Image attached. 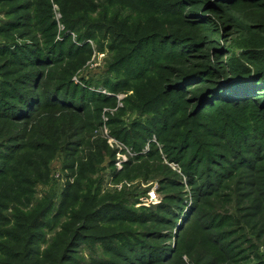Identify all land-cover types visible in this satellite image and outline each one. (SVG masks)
Segmentation results:
<instances>
[{"label":"trees","instance_id":"trees-1","mask_svg":"<svg viewBox=\"0 0 264 264\" xmlns=\"http://www.w3.org/2000/svg\"><path fill=\"white\" fill-rule=\"evenodd\" d=\"M183 1L185 5L191 3V0ZM245 1L257 4L260 0ZM208 2L213 11L221 14L226 4L243 0ZM176 4L181 7L182 2L178 0ZM22 8L36 13L22 15L16 20L10 19L5 22L4 29L0 28L1 33H8L6 40L0 42V55L16 57L15 61L22 69L17 72L20 76L13 78L14 73L5 74L4 69H9L14 61H6L0 66L3 73L0 78V264H75L77 247L88 238L82 230L88 229L90 225H70L76 218L72 214V220L54 232L57 222L49 225L45 221L52 199L46 207L41 204V210L35 212L31 196L35 191L34 186L46 176L50 155L55 151H67L70 145H84V141H79L83 136L82 129L99 126L94 121V117L98 116H89L91 103L98 99L105 102L107 99L100 96L102 93L88 91L66 76L67 65L63 64L68 63L76 51L83 50L86 42L75 45L65 40H54L56 32L53 29L56 23L50 12V4L47 6L37 0L32 4L33 10L28 4L15 7L6 14L10 15ZM46 9L49 11L48 15L45 14ZM84 11L86 12L76 11L82 14L72 17V20L67 18L68 26L78 30L80 35L77 40L80 42L92 39L103 29L109 35L123 38L120 40L122 49L128 43L135 45L141 42L133 51L137 52L140 46V49L150 50V43L159 40L163 48L182 47L184 51L175 56L179 60L190 61L210 41L194 34L198 28H185L189 33L185 36L179 30L174 32L177 30L173 25L176 20L157 23L153 25L154 28L145 31L144 35L135 36L130 34L134 28L129 33L123 29V25L118 29L116 24L84 15L89 10ZM180 17L182 16L178 15L172 19ZM25 18L35 21L30 25L34 27L33 31L42 30L43 21L48 19L50 25L47 38L41 41L35 33L24 32L25 36H33L24 44H18L15 37H11L12 28L21 25ZM186 22L192 27L210 29L204 26L205 22ZM81 24L84 27L78 26ZM158 24L161 25L157 26ZM142 29L141 26L138 31ZM152 30L154 34H151ZM42 42L45 44H41ZM113 46L114 44L111 47ZM163 48L161 49L164 51ZM128 55L121 59V64L134 56L132 53ZM55 70H60L62 76H56ZM193 76L199 77L195 79H200V82L204 81V86L191 91L194 92L193 98L187 101L194 110L190 124L185 123L188 125L187 130H174L182 129L181 124L177 126L175 123L178 121L177 116L186 108L176 110L175 106L171 111L170 108L164 111L160 95L164 93L163 97L167 98L169 92L176 93L177 97L184 95L187 90H183V82H188ZM54 77L60 79L54 82ZM105 84L110 87V80H106ZM167 88L168 90L153 96L154 98L139 93L141 98L138 100L144 114L152 112L153 116L148 121L133 122L126 132H115L117 137L133 144L132 148L138 152L135 158L139 160L138 163L132 165L133 162L130 161L126 166V169L132 168L130 173L136 171L144 174L147 180L153 179L150 176L153 172L160 174H154V177L159 176L157 181L162 200L151 207L141 206L138 209L126 206L125 201H106L100 206L94 204L91 208L93 210L87 213V219L120 222V225L128 226L154 223L163 225V228H169L170 231H161L160 226L142 234L119 231L118 234L101 236L100 240L110 241V245L105 248L98 244L101 250H97L96 244L92 246L91 263L120 264L116 259L102 256L112 252L113 245L119 247V241H126L125 236L139 235L136 236V242L140 248L136 250L131 246L127 247L131 254L121 251L123 264H186L183 252H187L178 240L184 238L191 227H196L202 236L200 241H196V245L204 246L205 241L208 246L207 252L203 250L196 259L203 261L208 256L207 262L203 261L202 264H264V255L262 257L259 253L260 247L264 245V70L252 75L249 70L231 74L218 73L216 68L198 74L188 72ZM157 103L159 107L155 108ZM97 108L95 110L99 111ZM173 113L176 114V120L172 124L168 116L172 117ZM198 119L205 121L200 122ZM75 129L76 137L80 139L69 142L68 138ZM170 131L172 133L169 134ZM153 135L160 139L162 148L151 140ZM148 143L150 150L144 155L142 152ZM88 145L93 146L90 142ZM88 155L87 162L80 163L79 176L82 181L76 186L77 189L87 191L91 180L86 181V171L89 174L96 172L98 163L101 162L100 155L87 153ZM164 155L170 162L181 165L191 187L192 203L188 210L182 176L164 162ZM126 195L137 197L134 191H129ZM214 200H222L223 204ZM91 201L94 198L88 202ZM61 214L63 215L61 211L56 212L53 219ZM47 227L49 230L54 229L52 236L47 237L44 233ZM174 229L175 234L172 233ZM173 236L179 238L175 247L164 244L163 239L170 240ZM152 240L160 242H147ZM130 244L127 240L126 245ZM194 249L193 245L189 252Z\"/></svg>","mask_w":264,"mask_h":264},{"label":"rangeland","instance_id":"rangeland-1","mask_svg":"<svg viewBox=\"0 0 264 264\" xmlns=\"http://www.w3.org/2000/svg\"><path fill=\"white\" fill-rule=\"evenodd\" d=\"M35 1L37 0H0V28L6 26L5 22L10 19L15 18L14 20H16L22 15L31 13L29 9L23 8L10 15H7V12H11L15 7H22L28 4H30V9L33 10L32 4ZM38 1L43 2L47 6L48 4L51 5L50 12L52 13L53 21L56 23L55 29H53V32H56L55 41L65 40L75 45L85 44L86 42L83 50L76 51L73 58L68 63L63 64L67 65L66 76L71 77L81 87H86L88 91L102 93L100 96L103 95L102 97H106L103 99L107 100L103 102L98 101L102 99H98L91 103L92 110L89 116H98V118L94 117V121L99 123L97 128L94 126L90 129H82L83 136H81V139L80 137H76V128L68 138L69 142H75L80 139L79 141H84V145H70L67 151H58L57 153L55 151L54 154L50 155V165L46 171L45 178L34 186L35 191L31 196V205L35 209V212H39L41 210L40 208L43 207L41 204H45L46 207L49 200L52 199L50 203L51 209L48 211L45 221L49 225L57 222V228L55 231L54 229L49 230L48 227L45 228L44 233L47 237L52 236L61 225L69 223L73 218L72 214L76 218L72 220L70 225L76 224V226L81 227L88 223L90 227L82 230L88 238L83 240L77 247L75 264H93L90 260L92 246L100 244L106 248L110 245V241H106L105 239L101 241V236L111 233L118 234L119 231L138 232V234H142V232L154 230L160 226L162 228L160 229L161 231H170L169 228H163V225H155L154 223L128 226L120 225V222L107 223L95 219L89 220V217L87 219V213L93 210L91 208H93L92 205L94 204L100 206L106 201L120 203L125 201L124 204L126 206L138 209L141 206L151 207L160 203L162 200V192L159 190V182L157 181L159 179L157 175L160 174L153 172L150 174L153 179L147 180L144 174H139L136 171L130 173L132 168L130 170L126 169L127 164L132 161V165H135L139 161L135 160L136 155L130 153V151L132 153L133 151L136 152L132 148L134 145L123 141L121 137L119 138L115 135V132H126L128 128H131L133 122H139L140 120L142 122L148 121L153 116L152 112L144 114L141 109L140 100H138V98H141L139 93L141 95L146 94L148 97H156L159 93L168 90L167 87L172 86L175 80H178L181 75L188 72H197L198 74V72H204L212 68H216L218 73L226 74H231L239 70H249L251 75L262 72L264 70L262 69L264 65V0L257 1V4H251L245 0H243L244 3H228L223 7L221 14L213 11L209 7L208 0H191L190 5H185L183 3L185 1L180 0L182 2L181 7L176 4L178 0ZM84 10H89V13L84 15L96 20H106L104 22L112 23L113 25L116 24L118 29H121L122 25L123 29L128 32L134 28L129 33L135 36L144 35L145 31H148L151 27L154 28L153 25L157 23H167L168 21L172 22L176 20L177 22L173 25L177 30H174V32L179 30L185 36L189 34L185 28L191 27L193 30L198 28V31L194 32V34H197L201 39L206 38L210 41H208V46L190 61L179 60L175 56L184 51L182 47H178L177 49L173 47H169V49L163 48L159 40L150 43V50L149 48L140 49V46L137 51L138 53L133 51V48L141 42L135 45L128 43L129 45H124L125 47L122 49L120 47V40H123V38H116L117 35H109L103 29L99 30L98 32L100 34L92 39L90 38L80 42L77 40L80 35L78 30L75 27L70 28L68 26L67 18L72 20V17L82 14V12L85 13L86 11ZM48 12V9H46L45 14L48 15ZM65 12H68V14ZM177 12H181L182 14H178ZM33 13L35 14L36 12L33 11L31 14ZM178 15L182 17L172 19V17L177 18ZM188 20H194L200 24L205 22L206 25L204 26H208L210 29L198 26L192 27L186 22ZM34 23V20L25 18L21 25L12 28L11 37H15V41L18 44H24L33 35L25 36L23 33L26 32L27 34V32H31L35 33L43 41L49 35V31H47L50 25L49 20L45 19L43 21V25L41 26L42 30L39 29V31H33L34 27H30ZM160 25L158 24L157 26ZM78 26L84 27L82 24ZM141 26L143 29L138 31V28ZM154 33L152 30L151 34ZM7 36L8 33L0 32V42L6 40ZM41 44L45 43L42 42ZM113 44V47H117V49L111 47ZM131 53L134 56L129 60L124 59L128 61L121 64V59L129 56L128 54L131 55ZM9 56L0 55V66L5 64L6 61L7 63L14 61L15 63H11L9 69H4V72L5 74L8 72L14 73L13 78H16L20 76L17 72H21L22 69L20 68V64L15 61L16 57ZM2 74L0 70V78ZM54 74L56 76H62L60 70H55ZM196 76L188 79V82H183V90H187L184 95L177 97L175 95L176 93L171 94L170 92L167 95L168 98L163 97L164 93L160 95L163 101L161 106L164 111L167 108H170L171 111L175 106H177L176 110L181 107L186 108L177 116L178 121L175 123L177 126L181 124L182 129L174 128V130H187L186 128L192 120L193 106L187 103V101L193 98L194 92L191 91H196L198 88L204 86V81L200 82V79H195L199 78ZM57 79H60V77H54V82ZM108 79L111 83L109 85L110 87L105 86V82ZM113 86L115 87L113 88ZM154 106L157 108L159 104L157 103ZM95 108L99 109V111H96ZM168 118L173 124L176 120V114L173 113L172 117L168 116ZM198 121L205 120L198 119ZM185 123L188 125H185ZM151 140L156 146L163 147L158 137L153 135ZM88 142L93 144V146L88 145ZM145 148H149V143ZM149 150L146 152L143 151L142 153L145 155ZM87 153H96L100 155L99 160H101L98 163L96 172L89 174L86 171V176L88 175L86 181L88 182V179L91 180L88 191L80 190L76 187L82 181L79 176L80 163L87 162V157H89ZM123 157L127 158V160L121 163V166H118L117 159H123ZM164 162L174 169L180 177L182 176V182L184 183L183 189L187 192L185 197L188 202L186 210H188L190 203H192L190 196L191 187L187 183V178L184 176L182 167L177 162H170L165 155ZM154 174H157L155 175L156 177H154ZM92 180H94L93 183ZM249 188L252 190V187ZM129 191H134L137 197L126 195ZM87 198L88 201L94 198V201L88 202L86 201ZM214 201L218 202V204H223L222 200ZM58 211H61L63 215L61 214L56 219H53L54 214ZM190 229L184 238L180 240L174 236L170 240L167 238L163 239L164 244L175 247L178 240L179 244L187 252H183V260L186 264H202L203 261L207 262L209 259L208 256L203 261L196 260L201 256L203 250L206 251L208 249V246L205 241L204 246L196 245V241H200L202 236L196 227H191ZM173 232L175 234L176 229ZM136 236H125V240L131 242L130 245H126V241H119L121 243L119 247L113 245L111 247L113 251L104 253L102 257L113 258L116 259V262L123 264L121 251L129 252L127 248L129 246L136 250L140 248L139 243L136 242ZM3 239L5 240L6 238L3 237ZM153 240L147 242H151L152 244H158L160 242ZM100 245L96 247L97 250H101ZM193 245L195 249L189 252ZM259 253L263 257L264 245L260 247ZM177 264H181V262H177Z\"/></svg>","mask_w":264,"mask_h":264},{"label":"built area","instance_id":"built-area-1","mask_svg":"<svg viewBox=\"0 0 264 264\" xmlns=\"http://www.w3.org/2000/svg\"><path fill=\"white\" fill-rule=\"evenodd\" d=\"M148 149H149V148H145L143 151L146 152ZM130 153H131V154H134V155L137 154V153L134 152V151H133V153L130 151ZM126 160H127V158H124V157H123V159L118 158V159H117V161H118V162H117V163H118V166H121V163H124ZM120 168H121V167H120Z\"/></svg>","mask_w":264,"mask_h":264}]
</instances>
